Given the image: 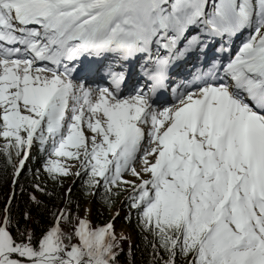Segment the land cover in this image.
<instances>
[{"label": "snow or ice", "instance_id": "obj_1", "mask_svg": "<svg viewBox=\"0 0 264 264\" xmlns=\"http://www.w3.org/2000/svg\"><path fill=\"white\" fill-rule=\"evenodd\" d=\"M34 149L30 199L69 176L122 198L148 264H264V0H0V264H119L127 237L74 213L71 185L39 235L21 225Z\"/></svg>", "mask_w": 264, "mask_h": 264}, {"label": "trees", "instance_id": "obj_2", "mask_svg": "<svg viewBox=\"0 0 264 264\" xmlns=\"http://www.w3.org/2000/svg\"><path fill=\"white\" fill-rule=\"evenodd\" d=\"M39 166V155L34 149L32 158L27 160L19 176V183L15 186V199L12 201L13 213L20 219L21 225L25 223L22 213L25 211L29 212L31 215L27 223L34 229L37 235H39L44 228L52 223V210L64 206L66 198L65 189L67 188L66 186L69 185L67 183L70 182V185L72 184L71 198L73 200L72 210L74 213L82 216L84 205L89 202V218L93 225H96L107 223L110 219L109 211L113 208H118L122 223L132 228L133 238L130 239L127 234H124L127 239L121 241V248L123 251L119 256V264H148L151 249L146 247V242L142 238V234L137 226L135 213L132 214L130 219H126L128 216V209L124 206V203H122V198H117L115 203L109 207L103 204L99 198L86 195L82 188L81 181L74 178L75 183H71V176H69L64 180L63 186H54L52 181L49 180L48 192L53 193V195L36 193L38 199L42 202L38 205L30 199V194L34 192V189L30 184L32 175L29 173V169L31 168L34 172L35 168ZM13 189L11 168L9 167L7 171H5L3 161L0 160V208L3 207L8 196L13 192ZM76 203L79 204L78 212L75 207Z\"/></svg>", "mask_w": 264, "mask_h": 264}, {"label": "rangeland", "instance_id": "obj_3", "mask_svg": "<svg viewBox=\"0 0 264 264\" xmlns=\"http://www.w3.org/2000/svg\"><path fill=\"white\" fill-rule=\"evenodd\" d=\"M73 180H74V177H71L70 178L71 183L73 182ZM67 184H69V185L66 186L68 188L70 186V182L67 183ZM85 209H90V203L89 202H87L84 205V211H83L82 216L85 215ZM117 211H119L118 208H113L112 210L109 211V216H110L109 220H112V222L114 223L115 229H116V232H117L118 235L121 234V233L127 234L129 236V238L132 239L133 238V235H132L133 234V230H132V228H130L126 224L122 223V221L120 220V211H119V215L114 217V214ZM88 215H89V213H88ZM113 217H114V219H113Z\"/></svg>", "mask_w": 264, "mask_h": 264}]
</instances>
